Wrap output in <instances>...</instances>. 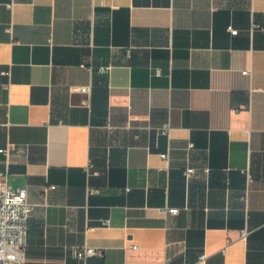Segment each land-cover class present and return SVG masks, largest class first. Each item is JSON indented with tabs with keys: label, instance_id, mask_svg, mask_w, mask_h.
Instances as JSON below:
<instances>
[{
	"label": "crops",
	"instance_id": "1",
	"mask_svg": "<svg viewBox=\"0 0 264 264\" xmlns=\"http://www.w3.org/2000/svg\"><path fill=\"white\" fill-rule=\"evenodd\" d=\"M9 143L26 264H264V0H0Z\"/></svg>",
	"mask_w": 264,
	"mask_h": 264
},
{
	"label": "built area",
	"instance_id": "2",
	"mask_svg": "<svg viewBox=\"0 0 264 264\" xmlns=\"http://www.w3.org/2000/svg\"><path fill=\"white\" fill-rule=\"evenodd\" d=\"M110 67L102 66L101 72H107ZM243 73L249 74V70ZM81 91H90V86L79 87ZM161 133H170V124L166 123L161 128ZM13 149V144L9 143L0 149V152L7 156L6 167L0 170V264H26L27 261V239H28V219L34 208L28 201L27 187L21 185L12 187L9 182V154ZM165 159L169 158V153H162ZM195 171L190 167L186 173L191 174ZM54 188V185L49 186ZM170 212L177 213V208H170ZM135 247V246H134ZM73 254L85 260L87 257L103 253L102 249L83 244L71 246Z\"/></svg>",
	"mask_w": 264,
	"mask_h": 264
}]
</instances>
